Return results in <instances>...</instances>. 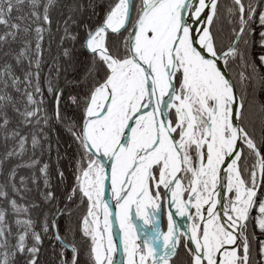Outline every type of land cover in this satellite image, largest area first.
Returning <instances> with one entry per match:
<instances>
[{
    "label": "snow or ice",
    "instance_id": "snow-or-ice-1",
    "mask_svg": "<svg viewBox=\"0 0 264 264\" xmlns=\"http://www.w3.org/2000/svg\"><path fill=\"white\" fill-rule=\"evenodd\" d=\"M0 264H264V0H0Z\"/></svg>",
    "mask_w": 264,
    "mask_h": 264
}]
</instances>
